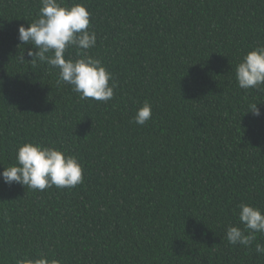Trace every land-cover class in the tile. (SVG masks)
<instances>
[{
  "label": "trees",
  "instance_id": "1",
  "mask_svg": "<svg viewBox=\"0 0 264 264\" xmlns=\"http://www.w3.org/2000/svg\"><path fill=\"white\" fill-rule=\"evenodd\" d=\"M75 2L97 35L88 55L118 84L107 103L81 100L58 69L31 63L36 49L18 28L41 0H0V173L28 142L83 168L70 189L0 177V264H264V233L249 247L226 239L228 226L243 228L241 203L264 212V85L245 90L235 78L264 46V0ZM145 101L152 117L141 126L133 117Z\"/></svg>",
  "mask_w": 264,
  "mask_h": 264
},
{
  "label": "clouds",
  "instance_id": "2",
  "mask_svg": "<svg viewBox=\"0 0 264 264\" xmlns=\"http://www.w3.org/2000/svg\"><path fill=\"white\" fill-rule=\"evenodd\" d=\"M91 13L82 3L73 0L71 6L65 0H41L38 18L28 27L18 28V39L22 45H31L35 51L27 50L31 63H44L58 69V83L71 86L81 100L91 99L107 103L114 98L118 87L113 74L102 61L88 55V50L97 43V35L90 28ZM75 48L79 54L75 59L66 58L65 53ZM26 63L24 51L17 57ZM235 78L241 89H259L264 85V46L249 51L235 68ZM250 113L259 116L257 104L250 105ZM248 112V113H249ZM152 117V105L145 101L133 117L137 125H145ZM0 177L5 184H20L32 190L44 191L56 187L74 188L83 183V168L75 155L51 146L28 142L19 146L16 163L3 167ZM238 219L243 228L228 226L226 239L231 245L249 247L256 233H264V212L258 207L241 203ZM255 251L264 254V244L257 243ZM16 264H62L58 259L46 257L18 260Z\"/></svg>",
  "mask_w": 264,
  "mask_h": 264
}]
</instances>
